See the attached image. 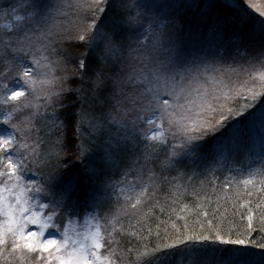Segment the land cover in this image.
<instances>
[{
	"label": "snow or ice",
	"instance_id": "1",
	"mask_svg": "<svg viewBox=\"0 0 264 264\" xmlns=\"http://www.w3.org/2000/svg\"><path fill=\"white\" fill-rule=\"evenodd\" d=\"M68 7L0 0V264H264V10Z\"/></svg>",
	"mask_w": 264,
	"mask_h": 264
},
{
	"label": "rangeland",
	"instance_id": "2",
	"mask_svg": "<svg viewBox=\"0 0 264 264\" xmlns=\"http://www.w3.org/2000/svg\"><path fill=\"white\" fill-rule=\"evenodd\" d=\"M251 3H253L257 9H261L264 10V0H250ZM77 3V0H64V4H65V15L61 16L60 18H58L55 23L59 26V25H63L65 27H70L71 22L74 19L73 16V10L71 7H68L69 5H73ZM249 11V15L252 17H256V13L255 12H251V10ZM258 71H264V69H259ZM254 75H257V72L253 73ZM231 78V80L233 82H236L239 77L235 74H232L231 72L228 73V76H223L221 75V79H224L225 81L228 80V78ZM206 86H210V85H206ZM253 169H255L256 165L252 166ZM129 179H132L131 177ZM203 178H201L200 180H197L193 187L195 188V192L199 193V203H203L205 207H209L211 206L212 208H215L217 204L221 205V206H226L229 209H231V203L232 200L235 196L234 190L233 189H223L222 188V180L220 182L215 183V185H211L209 184L207 181H204L203 183L201 182ZM209 180H211V177H209ZM242 188V186H241ZM181 192H184V189L181 188ZM215 195L213 198L212 196ZM163 198V196H161V199ZM196 195L193 193L192 188H189L187 190V192L185 193V196L182 198L183 199V203L188 204L189 208H191L193 206V202L195 200ZM214 200V201H213ZM227 201L226 205H223L224 201ZM215 202V204H214ZM241 202H243V200H241ZM81 224H82V220L75 225L77 230H82L81 229ZM72 227V226H70ZM178 260V259H176ZM162 264H164V262H162Z\"/></svg>",
	"mask_w": 264,
	"mask_h": 264
},
{
	"label": "trees",
	"instance_id": "3",
	"mask_svg": "<svg viewBox=\"0 0 264 264\" xmlns=\"http://www.w3.org/2000/svg\"><path fill=\"white\" fill-rule=\"evenodd\" d=\"M254 18V17H253ZM257 195H259V193L257 194ZM215 195H213L212 196V198L214 197ZM256 197H252V199H255ZM163 199V198H162ZM199 199H197V198H195V200H194V202H196V203H199ZM214 201V200H213ZM169 202H171V201H169ZM225 202H226V200L223 202V205H226L225 204ZM214 204H215V202H214ZM157 214H159V212H158V210H157ZM134 223H135V221H134ZM154 226V225H153ZM176 259H179L178 257L177 258H174V260H173V262H172V264H176ZM185 259H186V257H185Z\"/></svg>",
	"mask_w": 264,
	"mask_h": 264
}]
</instances>
